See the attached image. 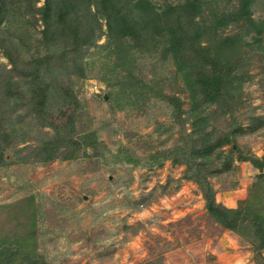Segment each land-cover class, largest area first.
Segmentation results:
<instances>
[{
  "label": "rangeland",
  "instance_id": "rangeland-1",
  "mask_svg": "<svg viewBox=\"0 0 264 264\" xmlns=\"http://www.w3.org/2000/svg\"><path fill=\"white\" fill-rule=\"evenodd\" d=\"M45 1L3 0L0 243L33 232L45 264H264L251 215L234 230L207 206L264 212V0H202L191 26L186 0H143L151 26L125 34L101 1Z\"/></svg>",
  "mask_w": 264,
  "mask_h": 264
},
{
  "label": "trees",
  "instance_id": "trees-1",
  "mask_svg": "<svg viewBox=\"0 0 264 264\" xmlns=\"http://www.w3.org/2000/svg\"><path fill=\"white\" fill-rule=\"evenodd\" d=\"M103 4V6L105 7V11L109 12L111 9L112 10H116L118 12V14L120 16H116L113 15V17L110 16V20L114 19V23L116 20L117 24H115V29H117V31L122 32V33H128L127 31L129 30V27H135L138 28V26L146 29L147 27L151 26V24L149 22H147V15L146 14H141V11L143 10V8L146 7V3L143 0H139L136 3L133 4L134 9H137L139 11H137L135 13V15L130 18L128 16V10L129 9V4L126 5L127 9H123L122 4L120 2H118L119 0H98V2H100ZM76 1H68L67 5H64V7L59 8V13L55 14L58 18V21L63 22L62 24L65 26L70 25V21H68V17L71 16L70 14H73L74 11V4ZM129 2V1H128ZM251 2L252 0H246V3L243 6V11L244 13L248 14L251 12L250 11V7H251ZM106 3H109L110 9L106 8ZM204 2L201 0H186L185 3L180 4L179 6H171L172 9L176 10V9H181L182 11V15L181 16H185L186 18L188 17L189 19L191 17H193L196 14H199V12L202 9V4ZM66 4V3H65ZM108 7V6H107ZM121 7V8H120ZM43 9L44 15L46 17H50L51 15H53V11H52V0H46L45 4L43 5V7L41 8ZM4 4H3V0H0V20L3 18L4 15ZM132 11V10H131ZM144 11V10H143ZM119 18V19H118ZM188 20V19H187ZM113 21V20H112ZM186 21V20H185ZM193 22V18H191V20L188 22V24L191 26L190 23ZM187 23V22H186ZM218 24H221L223 22L221 21H217ZM78 26V23H77ZM76 26V27H77ZM184 30L188 29L185 28V25L183 26ZM78 28H74L72 29L73 32H75V30H77ZM256 29L259 31H264V20H261L260 22H256ZM187 31V30H186ZM172 34H174V30H171ZM198 38H196V41ZM260 40V38H257ZM185 38L183 36H176L173 35L172 36V42L175 45V51H179L180 49L185 48V45L183 47V43H184ZM83 42L86 41V39L82 40ZM195 41V42H196ZM235 42V40L233 38H226L225 40H223L222 42H220L218 44L220 50L215 51V55L213 57V61L209 58H205V63H212L214 67L217 66V63L219 64V56L221 54L224 55L223 51L221 52L222 47L224 48L225 46L230 47L233 43ZM226 48V47H225ZM223 50V49H222ZM6 55L12 59V56L10 53L5 52ZM217 61V62H216ZM230 72L227 74L228 77H230L231 74V69H229ZM228 70V71H229ZM220 76H215V78L213 77H208L206 78V82L209 88H206L205 93H208L210 91V89L212 87H217L219 85V81H220ZM229 82H231V79H226ZM214 93H212L210 95V97H212ZM214 98L212 97V100ZM205 123V122H203ZM208 209L210 210L212 216L224 223L227 227L232 228L234 230H238V226H240L242 224V222L244 220L247 219L248 217V213L251 215L253 223H254V227H255V231H257V234L259 235L260 239V245L262 247H264V212H261L257 209H253L252 211L249 210L250 207L247 206V209H242L241 207L238 208H229L226 206H222L220 204L216 205L214 204V200H209L208 199V203H207ZM242 211L244 213H242ZM7 243L8 246H5L4 252L1 253L0 257V264H14L15 261V256L16 255H21L24 259L29 260V263L31 264H45L44 261H40L38 260V253L36 251H34V237H33V232H31L30 234H24L23 236H14L12 241H9L7 238L3 239L1 241L0 244L2 243ZM15 247H12V246ZM19 255V256H20ZM3 257V258H2ZM19 264H21V261L19 262Z\"/></svg>",
  "mask_w": 264,
  "mask_h": 264
}]
</instances>
